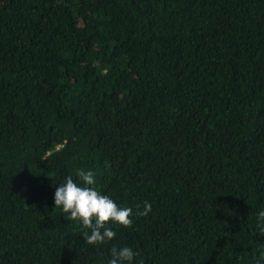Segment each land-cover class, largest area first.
Instances as JSON below:
<instances>
[{
	"label": "trees",
	"instance_id": "16d2710c",
	"mask_svg": "<svg viewBox=\"0 0 264 264\" xmlns=\"http://www.w3.org/2000/svg\"><path fill=\"white\" fill-rule=\"evenodd\" d=\"M78 168L133 209L99 247ZM261 209L264 0H0V264H254Z\"/></svg>",
	"mask_w": 264,
	"mask_h": 264
},
{
	"label": "clouds",
	"instance_id": "9594fccd",
	"mask_svg": "<svg viewBox=\"0 0 264 264\" xmlns=\"http://www.w3.org/2000/svg\"><path fill=\"white\" fill-rule=\"evenodd\" d=\"M96 177L93 170L78 168L75 174L63 177L56 182L53 193L55 208H59L67 220L81 227L86 244L99 247L109 243L116 236L114 230L119 226L132 224L133 209L117 204L114 199L96 189ZM151 211V204L145 201L143 211L136 215L146 216ZM259 233L264 234V209L256 214ZM139 253L131 246L110 248L106 264H143ZM254 264H264V259L257 258Z\"/></svg>",
	"mask_w": 264,
	"mask_h": 264
}]
</instances>
